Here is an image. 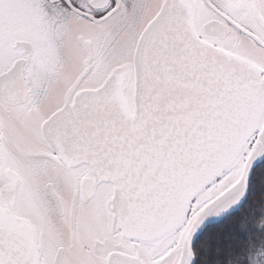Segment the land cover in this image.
<instances>
[{
    "label": "snow or ice",
    "instance_id": "1",
    "mask_svg": "<svg viewBox=\"0 0 264 264\" xmlns=\"http://www.w3.org/2000/svg\"><path fill=\"white\" fill-rule=\"evenodd\" d=\"M0 264H264V0H0Z\"/></svg>",
    "mask_w": 264,
    "mask_h": 264
}]
</instances>
